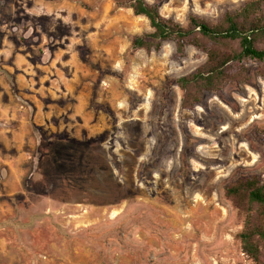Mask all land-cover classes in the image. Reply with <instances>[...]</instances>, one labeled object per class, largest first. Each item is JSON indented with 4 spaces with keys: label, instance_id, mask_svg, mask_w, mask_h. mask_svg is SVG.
I'll return each instance as SVG.
<instances>
[{
    "label": "rangeland",
    "instance_id": "obj_1",
    "mask_svg": "<svg viewBox=\"0 0 264 264\" xmlns=\"http://www.w3.org/2000/svg\"><path fill=\"white\" fill-rule=\"evenodd\" d=\"M186 26L249 0H145ZM115 0H0V264H256L226 188L264 182V77L183 108L207 56L133 51Z\"/></svg>",
    "mask_w": 264,
    "mask_h": 264
},
{
    "label": "trees",
    "instance_id": "obj_2",
    "mask_svg": "<svg viewBox=\"0 0 264 264\" xmlns=\"http://www.w3.org/2000/svg\"><path fill=\"white\" fill-rule=\"evenodd\" d=\"M115 2L150 22L153 32L135 37L133 51L160 52L165 44H174L181 56L189 47L207 56L202 66L177 81L183 108L193 109L206 93H218L229 83L249 82V62L260 64L258 74L264 77V0H249L217 22L191 15L186 26L165 19L157 6L145 0ZM226 197L245 216L238 235L243 253L256 264H264L263 180L258 176L241 179L226 188Z\"/></svg>",
    "mask_w": 264,
    "mask_h": 264
}]
</instances>
